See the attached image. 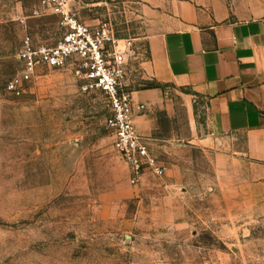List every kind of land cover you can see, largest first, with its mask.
<instances>
[{
  "label": "rangeland",
  "instance_id": "rangeland-1",
  "mask_svg": "<svg viewBox=\"0 0 264 264\" xmlns=\"http://www.w3.org/2000/svg\"><path fill=\"white\" fill-rule=\"evenodd\" d=\"M122 7L108 1L98 17L123 39L137 22ZM2 9L0 0V264H264V229L211 197L198 151L173 175L131 184L108 101L82 93L72 66L43 69L24 94L8 93L25 29ZM27 17L35 37L55 38L51 17ZM162 127L186 143L191 117L182 111Z\"/></svg>",
  "mask_w": 264,
  "mask_h": 264
},
{
  "label": "crops",
  "instance_id": "crops-1",
  "mask_svg": "<svg viewBox=\"0 0 264 264\" xmlns=\"http://www.w3.org/2000/svg\"><path fill=\"white\" fill-rule=\"evenodd\" d=\"M108 1L114 0H72L71 9L96 26ZM115 1L121 16L137 22L124 87L146 109L134 114V124L165 175L179 170L185 153L198 151L211 166V197L243 226L264 229V0ZM2 8L24 24L22 39L49 46L61 39L58 15L42 0H2ZM27 16L51 17L55 38L35 37ZM182 111L191 117L186 143L162 127Z\"/></svg>",
  "mask_w": 264,
  "mask_h": 264
},
{
  "label": "built area",
  "instance_id": "built-area-1",
  "mask_svg": "<svg viewBox=\"0 0 264 264\" xmlns=\"http://www.w3.org/2000/svg\"><path fill=\"white\" fill-rule=\"evenodd\" d=\"M71 2L42 0L58 15L62 37L49 46L35 45L26 36L17 54L22 68L7 83V92L21 96L41 70L72 66L82 93L99 92L107 99L111 114L106 125L113 136L114 149L129 166L131 184H138L147 172L164 176V166L149 147L150 139L140 134L134 124V114L143 112L146 106L135 105L131 92L124 87L128 60L134 54L132 40L119 38L109 21L86 25L72 11Z\"/></svg>",
  "mask_w": 264,
  "mask_h": 264
},
{
  "label": "trees",
  "instance_id": "trees-1",
  "mask_svg": "<svg viewBox=\"0 0 264 264\" xmlns=\"http://www.w3.org/2000/svg\"><path fill=\"white\" fill-rule=\"evenodd\" d=\"M149 86H150V87H162V85L159 84V83H152V84H150Z\"/></svg>",
  "mask_w": 264,
  "mask_h": 264
}]
</instances>
